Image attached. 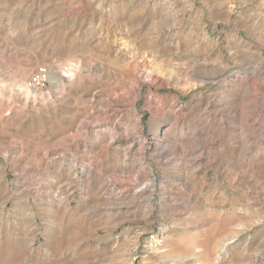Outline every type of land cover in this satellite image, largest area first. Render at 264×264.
<instances>
[{
	"label": "rangeland",
	"instance_id": "rangeland-1",
	"mask_svg": "<svg viewBox=\"0 0 264 264\" xmlns=\"http://www.w3.org/2000/svg\"><path fill=\"white\" fill-rule=\"evenodd\" d=\"M0 264H264V0H0Z\"/></svg>",
	"mask_w": 264,
	"mask_h": 264
},
{
	"label": "built area",
	"instance_id": "built-area-1",
	"mask_svg": "<svg viewBox=\"0 0 264 264\" xmlns=\"http://www.w3.org/2000/svg\"><path fill=\"white\" fill-rule=\"evenodd\" d=\"M48 79L47 69L44 66L38 67V69L33 73L30 82L28 84L29 88L32 90H39Z\"/></svg>",
	"mask_w": 264,
	"mask_h": 264
}]
</instances>
